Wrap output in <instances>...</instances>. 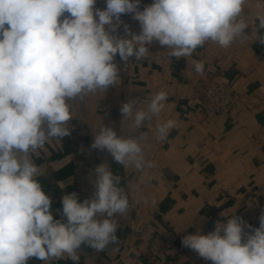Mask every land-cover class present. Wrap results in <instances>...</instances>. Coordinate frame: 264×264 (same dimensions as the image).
<instances>
[{
  "label": "clouds",
  "instance_id": "9594fccd",
  "mask_svg": "<svg viewBox=\"0 0 264 264\" xmlns=\"http://www.w3.org/2000/svg\"><path fill=\"white\" fill-rule=\"evenodd\" d=\"M96 2L0 0V264H27L30 258L79 264L82 245L102 252L119 243L116 216L127 215L129 195L107 162L92 170L93 198L80 202L75 192L62 197L65 223L54 219L33 159L49 140L71 135L73 102L119 84L117 56L123 62L142 61L153 42L167 46L176 59L209 41L221 48L234 41L264 45V12L256 13L251 33L245 31L247 0H152L143 10L141 0H104V9ZM125 14L138 21L139 34L122 21ZM192 63L203 74L204 62ZM167 99L161 90L146 108L139 98L123 102L120 112L131 119L132 134L118 136L113 127L103 126L91 148L107 151L125 170L153 168L142 147L147 133L140 130L151 126ZM175 127L173 119L158 123L156 138L165 141ZM138 179L143 184L150 177ZM182 246L211 264H264V210L259 227L232 215L226 222L217 220L207 234L197 228L183 236Z\"/></svg>",
  "mask_w": 264,
  "mask_h": 264
},
{
  "label": "crops",
  "instance_id": "0c3cea01",
  "mask_svg": "<svg viewBox=\"0 0 264 264\" xmlns=\"http://www.w3.org/2000/svg\"><path fill=\"white\" fill-rule=\"evenodd\" d=\"M151 3L141 0L140 10ZM261 3L264 0H247L248 33L255 27L256 13L264 12V7H257ZM95 7L104 9V0H97ZM121 19L139 34V23L131 15ZM260 34L264 35V29ZM119 35H124L122 25ZM148 48L142 61L132 57L123 62L117 56L119 84L73 102L74 115L67 124L71 135L49 140L33 157L41 168L42 189L52 200L50 211L55 220L65 223L62 197L75 192L80 202L93 198L92 170L97 165L107 162L122 177L129 210L125 216H116L119 243L102 252L82 245L79 264H152L169 257L179 264H211L183 247L182 237L195 234L197 228L207 234L217 220L226 222L232 215L255 228L264 210V45L234 41L221 48L209 41L180 59L169 57L167 46L158 42ZM193 60L204 62L203 74L195 71ZM211 80L241 92L240 104L226 113L204 111L201 90ZM161 90L168 93L164 109L149 128L140 130L147 133L142 147L153 168H145L144 173L125 170L107 151L91 148L103 126L113 127L118 136L131 135L132 121L123 119L121 104L139 98L146 108ZM168 119L175 120L176 127L160 141L156 125ZM142 174L150 180L140 184ZM27 264L45 262L30 258ZM51 264L74 262L54 259Z\"/></svg>",
  "mask_w": 264,
  "mask_h": 264
},
{
  "label": "built area",
  "instance_id": "2783aa9c",
  "mask_svg": "<svg viewBox=\"0 0 264 264\" xmlns=\"http://www.w3.org/2000/svg\"><path fill=\"white\" fill-rule=\"evenodd\" d=\"M202 108L209 114L230 112L235 109L243 99L241 92L234 90L230 85L214 80L208 81L202 87ZM256 227H259V222ZM152 264H179L174 258L152 261Z\"/></svg>",
  "mask_w": 264,
  "mask_h": 264
}]
</instances>
